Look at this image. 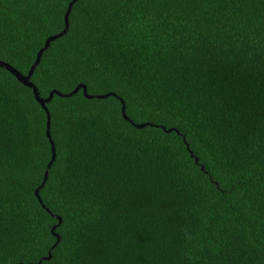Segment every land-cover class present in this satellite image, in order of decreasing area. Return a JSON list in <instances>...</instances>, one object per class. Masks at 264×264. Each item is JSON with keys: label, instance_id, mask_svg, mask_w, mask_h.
Returning a JSON list of instances; mask_svg holds the SVG:
<instances>
[{"label": "trees", "instance_id": "obj_1", "mask_svg": "<svg viewBox=\"0 0 264 264\" xmlns=\"http://www.w3.org/2000/svg\"><path fill=\"white\" fill-rule=\"evenodd\" d=\"M69 1L0 0V61ZM28 80L106 96L44 103L39 203L44 111L0 67V264H264V0H75Z\"/></svg>", "mask_w": 264, "mask_h": 264}, {"label": "water", "instance_id": "obj_2", "mask_svg": "<svg viewBox=\"0 0 264 264\" xmlns=\"http://www.w3.org/2000/svg\"><path fill=\"white\" fill-rule=\"evenodd\" d=\"M75 0H70L68 3H67V6L65 8V11L62 15V20H63V28L61 29L60 32L54 34V35H50L48 37L45 38L44 42H43V45L36 51L35 53V57H34V60L32 61V63L30 64L27 72L25 74H21L20 72H18L16 69H14L12 66L8 65L7 63L3 62V61H0V67L1 68H4L6 69L9 73H11L15 79L17 81H19L21 84H23L24 86L26 87H29L31 89V93H32V96L34 98V100L38 103V105L42 108V110L44 111V115H45V121H44V134L45 136L47 137L48 139V142H49V149H50V158L48 160V162L46 163L45 165V169L43 171V174H42V179H41V182L40 184L35 187V189L33 190V194L34 196L36 197L37 201L40 203V199L37 195V191L38 189L42 186L45 178H46V173H47V169L50 165V163L52 162L53 160V157H54V150H53V143L48 135V127H49V115H48V111L47 109L45 108L44 106V103L49 101V99L51 98V96L53 94H56L58 96H70L71 94H73L74 92H76L79 88L81 89V92L83 94L84 97H90V96H95V97H105L106 94L104 95H87L86 92H85V87L83 84H77L75 85V87L68 93L66 94H61V93H58L56 90H50L48 93H47V96L46 97H40L38 95V92L35 88V86L29 82V76L31 75L32 73V70L34 68V66L38 63V60H39V57H40V54L41 52L47 47L48 43L55 39L56 37H59L61 36L62 34L65 33L66 29H67V15H68V12L70 10V7L72 5V3L74 2ZM120 102V112L122 114V117L125 118V119H128L124 114H123V103L121 100H119ZM137 126H142V125H137ZM196 160V159H194ZM200 168L202 169V166H200ZM57 220V222L51 226L49 232L52 233V235L55 237V240L54 242L52 243L51 247H53L57 242H58V235L56 233L53 232V228L58 225V223L60 222V218L58 216H54ZM47 257H49V252L47 253Z\"/></svg>", "mask_w": 264, "mask_h": 264}]
</instances>
